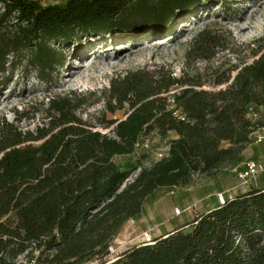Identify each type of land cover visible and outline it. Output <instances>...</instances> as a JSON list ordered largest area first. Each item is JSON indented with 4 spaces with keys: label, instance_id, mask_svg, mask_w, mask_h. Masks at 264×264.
I'll return each mask as SVG.
<instances>
[{
    "label": "trees",
    "instance_id": "obj_1",
    "mask_svg": "<svg viewBox=\"0 0 264 264\" xmlns=\"http://www.w3.org/2000/svg\"><path fill=\"white\" fill-rule=\"evenodd\" d=\"M213 1L0 0V74L8 72L11 56L25 51L32 52L31 64L50 73L59 60L53 42L165 34ZM217 44L218 37L206 31L194 50ZM258 52L259 58L231 86L217 92L196 90L162 71L113 79L106 111L128 108L125 120L105 122L113 136L78 117L70 96L49 101V126L35 134H23L4 121L0 264H15L29 249L41 255L54 252L49 264L104 259L125 225L139 219L159 192L190 186L197 176L242 170L249 160L247 149L256 144L254 133L264 127V121L254 123L248 116L251 107L264 106V45ZM6 82L1 80L0 88ZM175 87L183 88L176 102L185 121L174 116L165 96ZM171 132L178 138L169 140L163 159L149 166L116 163L117 157L138 154L137 146L153 134L165 140ZM36 142L41 143L28 144ZM102 264H264V187L239 193L152 244L135 246Z\"/></svg>",
    "mask_w": 264,
    "mask_h": 264
},
{
    "label": "rangeland",
    "instance_id": "obj_2",
    "mask_svg": "<svg viewBox=\"0 0 264 264\" xmlns=\"http://www.w3.org/2000/svg\"><path fill=\"white\" fill-rule=\"evenodd\" d=\"M38 1L57 4L66 0ZM2 11L0 7V13ZM206 31L218 37V44L195 51L196 40ZM156 40L164 41L153 43ZM262 45L264 0H216L207 3L162 35L151 33L129 38L115 34L87 36L70 43L53 42L59 60L50 73L41 72L31 64V51L23 52L18 58H9L8 72L0 74V81H7L0 88V127L5 121L23 134H35L38 129L49 126V101L70 96L78 107V117L94 130L113 136L112 128H106L105 122L125 120L128 114V108L115 114L106 111L113 79L123 78L131 72L162 71L189 81L196 90L217 92L231 86L238 73L259 58L261 53L258 50ZM12 62L13 66H10ZM168 142L169 138L163 140L153 134L138 154L117 157L115 161L121 167L127 163L149 166L160 160L159 154L167 152ZM139 171L134 172L121 189L134 180ZM127 224L113 240L107 257L86 264L115 261L125 251L141 245L146 233L155 239L153 232L145 231L138 220ZM53 255L52 251L41 255L29 249L17 258L15 264H49L48 259Z\"/></svg>",
    "mask_w": 264,
    "mask_h": 264
},
{
    "label": "crops",
    "instance_id": "obj_3",
    "mask_svg": "<svg viewBox=\"0 0 264 264\" xmlns=\"http://www.w3.org/2000/svg\"><path fill=\"white\" fill-rule=\"evenodd\" d=\"M258 134L264 135V129ZM177 138L176 133H170L169 140ZM246 153L249 160L255 158L264 161V144L250 146ZM236 171L237 169H234L231 172L225 171L209 177L197 176L190 186L177 188L174 194L161 191L149 205H145L142 216L137 220L145 231L153 232L154 238H158L191 222L196 214H204L218 207L217 193L226 192L227 197L230 198L247 192L252 187H264V175L251 180V183L245 186L236 176ZM193 204H197L195 211L184 212ZM176 209H180L183 213L176 215Z\"/></svg>",
    "mask_w": 264,
    "mask_h": 264
},
{
    "label": "built area",
    "instance_id": "obj_4",
    "mask_svg": "<svg viewBox=\"0 0 264 264\" xmlns=\"http://www.w3.org/2000/svg\"><path fill=\"white\" fill-rule=\"evenodd\" d=\"M183 90V88L175 87L171 89L170 92H168L165 96L168 97V103H169V109L173 111V114L178 119L185 121L186 117L182 114L180 108L177 105L176 102V96L180 94V92ZM249 118L254 122L264 121V106L260 108L251 107L249 110ZM263 128H258L256 132L254 133V137L256 138V144H264V135L258 134L259 131L263 130ZM148 140H146L143 144L138 145L137 147L143 148L144 146H147ZM168 151V150H167ZM167 153H161L159 154L160 160L163 159ZM264 175V161L257 160L255 158L248 160L244 164V168L242 170L236 171V176L238 179L242 182L243 185L248 186L250 181ZM176 190V189H175ZM175 190L171 191V194L175 193ZM216 198L219 205H224L228 199H232L233 197L228 198L226 192H221L216 194ZM197 209V204H193L186 208L184 212H191L195 211ZM183 211L180 209H176L175 214L181 215ZM153 238L149 234H145L144 240L142 244H152Z\"/></svg>",
    "mask_w": 264,
    "mask_h": 264
},
{
    "label": "bare ground",
    "instance_id": "obj_5",
    "mask_svg": "<svg viewBox=\"0 0 264 264\" xmlns=\"http://www.w3.org/2000/svg\"><path fill=\"white\" fill-rule=\"evenodd\" d=\"M163 41L164 40H156L155 42H153V43H157V44H161V43H163ZM145 45H149V44H145ZM162 45H164V44H162ZM158 46V45H157ZM158 47H160V46H158ZM151 49V48H150ZM154 49V48H153Z\"/></svg>",
    "mask_w": 264,
    "mask_h": 264
}]
</instances>
